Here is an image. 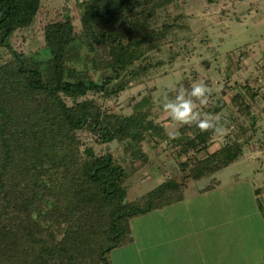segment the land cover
Returning a JSON list of instances; mask_svg holds the SVG:
<instances>
[{
  "label": "trees",
  "instance_id": "obj_1",
  "mask_svg": "<svg viewBox=\"0 0 264 264\" xmlns=\"http://www.w3.org/2000/svg\"><path fill=\"white\" fill-rule=\"evenodd\" d=\"M173 2L83 0L79 17L57 11L37 60L13 41L16 32L34 24L42 0H0V49L6 55L0 63V264H113L111 254L126 244L131 221L164 211L194 182L209 179L200 192L212 191L219 184L215 174L243 157L255 140L262 114L254 103L261 93L247 82L216 109L224 120L229 118L224 109L251 120L237 139L201 158L217 136L180 127L183 165L190 173L163 182L140 200H127V169L113 153L88 151L83 137L138 148L148 134L165 136V127L152 116L150 97L131 115H121L88 95L118 98L129 81L146 82L162 66L156 52L171 60L183 56L177 42L185 39L189 24L187 14L172 10ZM185 3L178 2V10H185ZM79 43L88 48L97 74L77 66Z\"/></svg>",
  "mask_w": 264,
  "mask_h": 264
},
{
  "label": "rangeland",
  "instance_id": "obj_2",
  "mask_svg": "<svg viewBox=\"0 0 264 264\" xmlns=\"http://www.w3.org/2000/svg\"><path fill=\"white\" fill-rule=\"evenodd\" d=\"M82 1L42 0L43 8L34 24L16 32L15 47L39 60L37 52L45 44L48 25L57 11L64 17H79ZM180 1H186L185 10H178ZM217 3L210 6L209 0H174L172 10L187 14L189 24L185 39L177 42V50H182L183 56L171 60L168 53L156 52L154 58L161 59L162 66L146 82L129 81L118 98L102 100L98 95H88L89 98H98L103 109L121 115H131L137 103L150 97L152 116L156 124L165 127V136L159 138L148 134L138 148L127 141L97 144L86 137L83 140L89 141L90 153L97 155L109 151L127 169V200L133 202L163 182L181 179L190 173L185 170L186 157L180 151L183 134L180 127L184 126L174 123L159 107L164 96L173 95L171 90L184 81L205 82L212 87L211 100L202 108L209 113H216L217 107L222 106L221 99L225 98L229 103L232 94L250 82L254 90L261 93L254 103V108L262 114L259 132L250 146L244 148L243 157L215 174L219 180L215 190L200 196L204 194L200 189L208 185L209 179L194 182L184 195L182 209L175 208L171 217L167 210L166 215L160 210L131 221L133 231L124 241L126 244L112 252L113 264H172L173 255L176 252L184 254L186 249L181 244H168L169 240L163 245L162 241L169 236L176 237L172 234L174 231L184 233L186 230H190L194 237L207 235L205 241L217 252L211 250L218 264H222L227 254L235 260V247L239 243L232 247L237 235L247 241L245 251H251L258 261L264 258V0H217ZM78 46L81 61L77 66L90 74H97L86 53L88 48L82 43ZM5 57V51L0 49V63ZM229 85L233 88L230 89ZM222 89L228 93L222 94ZM223 112L229 116L224 120L228 134L217 136L211 149L202 153L201 158L221 148L227 139L230 142L237 139L242 127L251 123L237 111L232 115L226 109ZM210 222L220 226V231L218 229L210 235L207 224ZM157 242L160 245H156ZM187 242L191 245L192 238Z\"/></svg>",
  "mask_w": 264,
  "mask_h": 264
},
{
  "label": "clouds",
  "instance_id": "obj_3",
  "mask_svg": "<svg viewBox=\"0 0 264 264\" xmlns=\"http://www.w3.org/2000/svg\"><path fill=\"white\" fill-rule=\"evenodd\" d=\"M166 95L159 107L179 126H194L201 132L226 136L228 127L222 114L202 111L211 100L213 89L205 82L196 81L188 87L179 85Z\"/></svg>",
  "mask_w": 264,
  "mask_h": 264
},
{
  "label": "crops",
  "instance_id": "obj_4",
  "mask_svg": "<svg viewBox=\"0 0 264 264\" xmlns=\"http://www.w3.org/2000/svg\"><path fill=\"white\" fill-rule=\"evenodd\" d=\"M212 147V146H211ZM209 148V150L211 149ZM215 190V189H213ZM212 190V191H213ZM210 192V191H209ZM207 193V192H206ZM201 194L200 196L205 195ZM185 195V194H184ZM184 195L179 200V202L167 207L164 211H162L166 215V210L168 212V216L171 217V213L175 208L182 209L184 205ZM160 216V213H158ZM158 216V218H159ZM208 228L211 231L210 235H213L215 231L218 232V229L220 226H218L216 223L212 225V222L207 223ZM187 226V225H186ZM187 231V233H186ZM184 233H179L177 231H174V234L176 237H167L165 240L162 241V244L165 245V243L168 241V244H171L173 242V245L181 244L182 247H185L186 252L184 254H177L173 255V263L172 264H218V261L215 259L214 255L212 254L213 248L205 241L207 238L206 236L197 235L196 237L192 236L190 234V230H186ZM220 231V229H219ZM202 233H206L205 230H202ZM190 237L192 238V244L189 245L187 241H190ZM239 243L235 247V245ZM160 245V242H157L156 245ZM247 241L244 239L243 236L237 235V238L234 240V244L232 249L235 247L236 253H235V260L233 256H229L228 254L224 256V260L222 261V264H264V258L258 259L256 257H253L251 255V251H245L244 246H246ZM169 248V246H168ZM212 250V251H211ZM217 253V252H215ZM165 258V257H164Z\"/></svg>",
  "mask_w": 264,
  "mask_h": 264
}]
</instances>
